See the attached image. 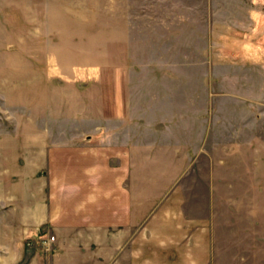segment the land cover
Here are the masks:
<instances>
[{
  "label": "rangeland",
  "instance_id": "rangeland-1",
  "mask_svg": "<svg viewBox=\"0 0 264 264\" xmlns=\"http://www.w3.org/2000/svg\"><path fill=\"white\" fill-rule=\"evenodd\" d=\"M183 1L0 0V219L26 194L16 171L28 133L44 128L50 147L78 149L67 140L76 133L128 127L144 133L145 206L166 224L161 238L177 241V264L204 254L206 239L222 255L208 264H252L244 243L264 237V166L251 167L244 144L250 129L264 140V119L248 117L249 101L264 96V24L204 22L200 5L183 21ZM169 145L161 171L153 163ZM156 227L146 222V233ZM16 233L26 250L3 247L13 237L0 230V264L21 249L26 264L33 235H52Z\"/></svg>",
  "mask_w": 264,
  "mask_h": 264
},
{
  "label": "crops",
  "instance_id": "crops-1",
  "mask_svg": "<svg viewBox=\"0 0 264 264\" xmlns=\"http://www.w3.org/2000/svg\"><path fill=\"white\" fill-rule=\"evenodd\" d=\"M194 1L182 2L183 21L192 16L187 13V8L200 5L207 8L203 14L204 22L248 24L251 31L257 24H264V0ZM262 33L264 35V31ZM260 70L264 71V63L260 64ZM253 97L249 101L252 109L248 111V117L264 119V96ZM239 113V117L246 116ZM45 131L40 128L39 132L28 133L30 148L20 156L24 157V162L17 165L16 171L28 179L24 181L26 194L17 200V206L2 208L0 230L13 237V240L8 237L2 246L20 244L25 251L23 241L16 240V232H26L27 237H31L29 235L45 228L54 239H46L43 243L36 241L33 235L26 264H177V241L161 238L166 224L162 225L152 216L154 207L145 206L146 158L150 160L146 156L144 133L128 127L76 133L81 137L67 140L80 148L68 149L61 147V143L50 147L48 139L43 137ZM249 133L255 136L244 144L252 160L251 167L264 166V140L257 137L256 131L250 129ZM83 140L87 144H83ZM97 143L99 146L95 148ZM86 145L90 148H81ZM164 149L163 160L152 162L161 171L171 165L170 145ZM233 153L240 158L238 150ZM18 157L15 164L19 162ZM176 177L173 175L170 181ZM6 199L0 198V204L2 200L7 202ZM8 203H12L11 198ZM166 221L170 223V218ZM146 222L157 226L153 233L149 230L146 233ZM201 246L204 254L197 259L193 255H184L183 263L208 264L215 258L221 259V253L212 249L216 247L213 239H206ZM231 246L240 247L241 241L233 239ZM244 246L250 248L247 255L250 263L264 264V254L251 253L253 247H264V237L248 238ZM20 252L10 253L12 255L5 261L22 262V249ZM240 263L241 258H233L232 264Z\"/></svg>",
  "mask_w": 264,
  "mask_h": 264
},
{
  "label": "built area",
  "instance_id": "built-area-1",
  "mask_svg": "<svg viewBox=\"0 0 264 264\" xmlns=\"http://www.w3.org/2000/svg\"><path fill=\"white\" fill-rule=\"evenodd\" d=\"M54 239V237L53 236H51L50 237V240H53ZM43 241V243H45V241L44 240H42Z\"/></svg>",
  "mask_w": 264,
  "mask_h": 264
}]
</instances>
